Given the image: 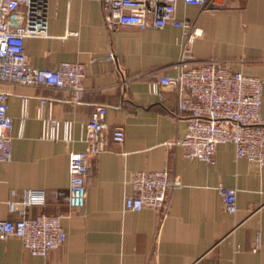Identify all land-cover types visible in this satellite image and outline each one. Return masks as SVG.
Listing matches in <instances>:
<instances>
[{"label": "crops", "instance_id": "0c3cea01", "mask_svg": "<svg viewBox=\"0 0 264 264\" xmlns=\"http://www.w3.org/2000/svg\"><path fill=\"white\" fill-rule=\"evenodd\" d=\"M176 17L200 34L187 44L189 65L233 61V68L264 83V0H210L200 8L178 0ZM47 36L25 38L29 65L54 69L62 62L86 67L79 104L63 92L0 86L9 93L12 152L0 162V220L61 214L66 241L44 257L31 256L16 238L0 241V264H264V170L235 158L232 144L217 146L212 164L184 157L176 142L186 132L175 118L177 94L150 84L173 76L186 37L181 29L120 26L109 29L94 0H48ZM112 54L113 61L107 59ZM41 98L49 101L39 113ZM26 116L20 119L22 100ZM106 108L101 151L89 161L86 200L70 208L53 192L68 187L72 153L84 149L86 123ZM71 123V139L41 138L42 118ZM261 117L264 118V89ZM122 126L124 140H111ZM137 171H166L180 187L169 192L168 210H124ZM236 190V211H223L217 188Z\"/></svg>", "mask_w": 264, "mask_h": 264}, {"label": "built area", "instance_id": "2783aa9c", "mask_svg": "<svg viewBox=\"0 0 264 264\" xmlns=\"http://www.w3.org/2000/svg\"><path fill=\"white\" fill-rule=\"evenodd\" d=\"M101 8L105 26H120L140 30L171 26L181 29L186 37L182 54L173 76L162 75L150 84V91L159 95L164 86L177 94L175 118L185 117L186 132L176 142L185 148L184 157L206 164L213 163L216 148L230 143L235 148V158L244 159L259 170H264V118L261 117L262 89L264 83L254 76L245 75L233 68V61L208 60L188 64L191 58L187 48L200 32L186 20L176 17L178 0H94ZM48 0H0V86L50 89L63 92L77 105L84 95L83 80L86 67L80 63L62 62L54 69L35 68L29 65L24 51L25 38L47 36L46 9ZM184 4L206 7L210 0H183ZM113 61V55L107 57ZM9 93L0 91V162L11 159L13 123L7 112ZM49 104L39 101V113ZM106 108L96 106L84 128V149L69 157V183L65 190L53 192L70 208L69 213L82 209L86 200V178L89 161L101 151V136L107 128ZM26 116V99L22 100L20 119ZM41 138L58 141L71 139V123L60 122L52 116L42 118ZM111 140L121 144L124 140L122 126L111 131ZM132 194L124 199L125 211L137 212L144 208L168 210L169 192L179 188L170 181L166 171H137L130 180ZM217 192L225 213L236 211V190L219 186ZM30 193V192H29ZM20 209L16 220H0V241L16 238L31 256L46 257L66 241L61 226L62 215L38 214L25 217L24 208L32 204L31 194Z\"/></svg>", "mask_w": 264, "mask_h": 264}]
</instances>
